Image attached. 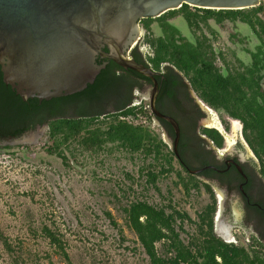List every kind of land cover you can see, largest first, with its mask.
<instances>
[{"label":"trees","instance_id":"1","mask_svg":"<svg viewBox=\"0 0 264 264\" xmlns=\"http://www.w3.org/2000/svg\"><path fill=\"white\" fill-rule=\"evenodd\" d=\"M190 5L184 4L181 8L170 10L158 17V24L163 34L156 37L152 31L149 19L143 20L145 37L142 44L149 47L147 55L140 51L141 44L132 50L133 58L143 63L157 73L159 83V98L157 108L181 120V101L192 104L197 109L190 96L193 90L198 97L211 108L225 111L230 117L238 119L243 124V135L249 146L264 160V100L259 86L261 77H255L257 70L264 69V13L263 2L260 6L238 10H216L194 7L196 12L190 11ZM201 13V15H200ZM261 14V15H260ZM183 15L193 30L194 25L200 28V23H207L210 19L221 24L224 21L249 24L260 39V45L255 52L251 51L252 64L246 65L238 57L243 72L230 70L223 71L216 60L218 54L206 36L191 43L173 25L170 20ZM151 20V19H150ZM195 35V34H194ZM234 36V34H233ZM249 50V49H247ZM219 57L224 58L220 53ZM224 61L225 58H224ZM112 65L101 70L93 84L71 97L56 98L43 101L30 98L26 101L18 96L12 87L4 82L0 65V133L20 136L38 124H43L46 115H50L49 129L43 150L46 154L62 159L65 166H73L70 159L75 158L76 149L96 153L106 144L117 145L132 153L143 152L145 155H154L156 159L163 157L170 164L168 169L160 172L151 171L150 182L156 187L157 180L164 172L172 171L171 156L173 152H164L167 147L163 141H158L148 128L142 124H134L129 118H137L146 112L133 105L132 87H142L143 81L152 86V81L133 70L125 72V83H129V90L118 112L105 114L90 112L97 106L96 103L104 97L120 81V77L112 70ZM126 71V70H125ZM264 99V96H263ZM169 101L171 106H167ZM76 104L72 115L65 117L58 113L59 108ZM194 111V110H193ZM153 117H155L152 114ZM191 130H196L194 114L190 116ZM100 119H104L100 121ZM162 125L174 135L172 126L160 119ZM190 122V121H189ZM215 140L217 147H222L224 138L216 129H204ZM26 155L31 156L30 147H26ZM174 157V156H173ZM188 178H181L187 195L192 188L200 189L199 180L187 170ZM210 196V203L198 212L199 223L196 233L187 243L182 239L178 221L190 220L186 212H181L172 205L156 207L147 200L131 201L124 212L130 229L136 234L150 264H264V242L255 238L247 245L227 243L218 237L214 230V218L217 209V200L210 185L205 184ZM169 209V210H168ZM113 217L110 213L108 214ZM112 223H117L112 219ZM43 235L56 248L58 255L67 263L72 264L66 244L62 238L48 226L42 229ZM0 242L4 245L15 264H25L16 246L0 228ZM157 243L163 244L162 254L159 253ZM21 251V250H20Z\"/></svg>","mask_w":264,"mask_h":264},{"label":"rangeland","instance_id":"2","mask_svg":"<svg viewBox=\"0 0 264 264\" xmlns=\"http://www.w3.org/2000/svg\"><path fill=\"white\" fill-rule=\"evenodd\" d=\"M262 2L264 5V0ZM190 11L196 12L193 6ZM261 17L264 19V13ZM147 19L154 35L161 36L163 31L158 17ZM170 24L191 43H195L197 37L206 36L218 54L216 63L223 71L229 66L230 70L243 72L236 58L250 65V52L258 45L253 28L239 20L219 24L210 19L207 23L201 22L200 28L194 25L192 31L187 19L179 15L171 19ZM141 34L138 45L141 44L140 49L147 55L149 47L142 44L143 26ZM220 53L226 61L219 57ZM150 89L147 85L144 91L137 92L133 103L146 113L129 120L144 125L158 141H163L167 153L172 142L147 110ZM193 95L205 112L201 130L216 129L223 134L224 144L220 148L225 150L232 151L241 140L245 149L240 148V152L250 155L249 146L235 127L239 120L223 110L211 108L196 93ZM209 119L218 120L221 129L213 127ZM46 133L37 142L0 146V228L16 246L25 264H67L43 235L44 226L53 229L65 242L72 264H150L126 220L124 208L134 200H147L156 207L172 205L186 212L190 220L177 222L178 227L182 225L179 228L181 237L187 243L195 235L198 212L211 199L201 183L200 189L192 188L187 195L178 174L183 178H188V174L173 156V169L160 175L158 190L150 182L149 172L170 167L163 157L156 159L154 155L132 153L106 144L96 153L76 149L75 158L70 159L74 165L65 166L62 159L43 150ZM27 146L31 156L26 155ZM248 240H252L248 233H239L235 243L247 245ZM157 248L162 254L163 244L157 243ZM0 264H15L1 242Z\"/></svg>","mask_w":264,"mask_h":264},{"label":"water","instance_id":"3","mask_svg":"<svg viewBox=\"0 0 264 264\" xmlns=\"http://www.w3.org/2000/svg\"><path fill=\"white\" fill-rule=\"evenodd\" d=\"M262 0H0V65L4 82L23 99L41 101L68 96L93 84L109 58L152 81L149 105L157 119L170 123L178 155L180 126L158 110L157 73L130 58L126 51L139 43L142 19L156 18L184 4L216 10L257 7ZM108 46L110 52L104 50ZM125 52V54H124ZM40 130L7 137L1 146L37 142ZM203 169L190 170L196 174ZM218 232V222L216 224ZM219 233V232H218ZM232 242V240H227Z\"/></svg>","mask_w":264,"mask_h":264},{"label":"flooded vegetation","instance_id":"4","mask_svg":"<svg viewBox=\"0 0 264 264\" xmlns=\"http://www.w3.org/2000/svg\"><path fill=\"white\" fill-rule=\"evenodd\" d=\"M143 20L144 19L139 22V27L141 31ZM141 35H139V40L142 39ZM255 36L258 40V45L256 46L253 52H255L258 46L260 45V39L257 37L256 34ZM137 45L138 44H136L135 46ZM134 47H131L129 50L126 51V54L130 58H133L132 50L134 49ZM104 50L110 52L108 46H106ZM140 51L142 52L141 49ZM143 55L145 56L144 53ZM96 62L99 64L106 63V66L112 65V70L115 72L116 75L120 77V81L116 86H114V88H112L104 97H102L96 103L97 106L90 112V114L103 113V115H105L116 113L119 111L118 107L122 106L125 102L129 90V83H125V72L128 73L127 70L129 69H125L119 64H117L115 61L109 58H103L101 56L96 57ZM244 69L245 68L243 67V70ZM254 70H257V72L255 73V77L258 78L259 75L261 77L259 86L261 88L260 93L262 97L259 98V102L263 103L264 69L255 68ZM147 85L150 86L148 83L143 81L142 87H139V85H135L134 87H132V96L134 100L136 99V93L144 91ZM12 89L16 92L18 96H21L20 94H18L17 89H14L13 87ZM194 93L195 92L191 90L190 96L193 99V102L199 112L205 115L203 108L193 95ZM71 95L61 97H71ZM61 97H53L48 101ZM158 98L156 100V106ZM37 99L41 103L43 101H46L45 99L42 101L39 98ZM23 100L26 101L25 99ZM171 104L169 101L166 102L167 106L172 107ZM181 104L182 107L179 109L181 111V116L183 115L181 120H178L172 115L166 114L175 118L180 126L181 134L178 143V155L174 151L175 133L174 135L170 134L169 131L162 125L160 119H157L156 117L155 119L159 122V125L165 130L167 138L171 140V151L173 152V156L178 165L187 170V172H189L191 175L195 176L203 187L205 184H207L210 185L213 189L217 200V209L214 218V230L216 235L227 243H235V240L238 241L239 233H248L250 238L252 239L248 241L253 242L255 238H257L261 239L264 242V160L257 155V153L249 146V144L245 140L243 135L242 122L240 120L239 122H236L235 127L237 130H240L242 138H244V141L249 146L251 150L250 155L245 152H240V148H242L243 150L245 149L241 140H238V145H235V148L232 151L217 147L216 142L212 138V136L209 135V133L203 132L201 130V128L203 127L201 123L204 118V115H200L196 109H192V104L190 105L188 102L181 101ZM75 107L76 104H71L70 106H63V108H59L58 113L60 115H58V117L72 115L73 113H75ZM149 112L153 114L151 112V109L149 110ZM193 114L195 117V123L197 124L196 130L190 129V125L192 124V119L190 118V116H192ZM53 119L54 118H51L50 115H46V120L43 124H38L34 129H30L31 125H28L29 129H25V132L18 137H21L29 132L40 130V139L43 134H45L46 131L49 129V124ZM209 120H213L209 123L213 127L218 128L216 126V122L219 123L218 120ZM219 125L221 129V124L219 123ZM11 136L13 137L14 135L3 136L0 133V141L4 138ZM191 169H203V171H201L200 173L193 174L190 172ZM217 222L221 224L224 223L223 225L229 230V235L231 236V238L229 239H231L232 242H228L227 237H225L223 233L219 231V229V233L216 231Z\"/></svg>","mask_w":264,"mask_h":264},{"label":"bare ground","instance_id":"5","mask_svg":"<svg viewBox=\"0 0 264 264\" xmlns=\"http://www.w3.org/2000/svg\"><path fill=\"white\" fill-rule=\"evenodd\" d=\"M211 121H213V120H209V122H211ZM216 126L217 127H220V125H219V123H217L216 122ZM238 127V126H237ZM220 222V221H219ZM218 222V224H219V231L221 232V233H223V235L225 236V237H227V240H231V239H229V238H231V236L229 235V230L223 225V224H221V223H219Z\"/></svg>","mask_w":264,"mask_h":264},{"label":"built area","instance_id":"6","mask_svg":"<svg viewBox=\"0 0 264 264\" xmlns=\"http://www.w3.org/2000/svg\"><path fill=\"white\" fill-rule=\"evenodd\" d=\"M134 46H135V45H134ZM134 46H133V47H134ZM147 109H149V110H150V106H148V108H147Z\"/></svg>","mask_w":264,"mask_h":264}]
</instances>
